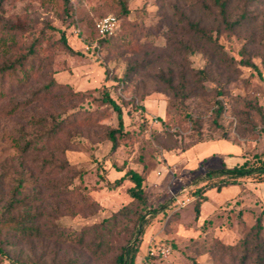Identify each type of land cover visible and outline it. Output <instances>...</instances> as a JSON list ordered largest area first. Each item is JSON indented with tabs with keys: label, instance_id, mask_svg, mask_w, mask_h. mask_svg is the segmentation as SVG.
I'll return each mask as SVG.
<instances>
[{
	"label": "rangeland",
	"instance_id": "obj_1",
	"mask_svg": "<svg viewBox=\"0 0 264 264\" xmlns=\"http://www.w3.org/2000/svg\"><path fill=\"white\" fill-rule=\"evenodd\" d=\"M244 4L247 21L228 30L218 23L211 0H3L0 24H21L22 48L42 39L37 48L41 68L34 83L51 75L87 96L75 103L36 102L11 116L1 113L5 104L0 103V175L5 187L24 175V194L36 193L44 205L63 202L66 208L56 222L79 232L131 202L129 180L111 189L103 178H119L122 166L144 170L148 202L156 211L147 222L135 264H212L216 241L238 243L261 210L255 201L264 204V182L252 179L244 182L249 191L243 195L240 186L208 190L199 216L192 195L195 179L211 168L210 158L231 156L237 161L229 162L242 163V155L264 151V0H232V19ZM123 6L130 10L127 17L120 16ZM105 16H115L118 25L103 45L95 28ZM188 21L199 22L206 36L190 30ZM129 26L140 35L132 42L117 37ZM62 30L74 52L60 42ZM181 42L189 47L182 49ZM17 51L13 43L0 47V60ZM185 65L208 66L210 77L199 85L191 79L196 94L182 103L157 76L169 70L177 73ZM127 71L130 77L124 79ZM103 85L122 105L125 125L133 131L128 139H120L115 151L110 152L105 128L81 122L65 127L53 144L22 150L49 114L66 118L77 110L85 115L108 109L93 99ZM29 89L23 87L19 99L29 97ZM220 89L224 94H217ZM217 100L223 105L222 128L212 123ZM99 122L118 126L115 112ZM49 157L67 162L64 170L41 173L37 166ZM94 201L98 208L91 213ZM207 220L210 224L204 225ZM7 246L3 264L13 258L42 264H109L105 257L95 260L76 242L53 237Z\"/></svg>",
	"mask_w": 264,
	"mask_h": 264
},
{
	"label": "trees",
	"instance_id": "obj_2",
	"mask_svg": "<svg viewBox=\"0 0 264 264\" xmlns=\"http://www.w3.org/2000/svg\"><path fill=\"white\" fill-rule=\"evenodd\" d=\"M211 1L212 6L217 11L218 23L224 24L226 29L233 30L247 21L248 10L245 4L241 7L240 14L232 19L230 11L232 0ZM254 1L256 0H248L249 3ZM2 2L3 0H0V11H2ZM129 13L130 10L123 6L120 16L127 17ZM1 17L2 14H0V20ZM187 24L190 30L201 36H206L205 29L200 26L199 22L188 21ZM22 32L21 24H0V47L7 48L8 43H13L18 50L13 57L0 60V103L5 104L2 106L1 113H4L5 116H11L22 106H29L41 101L70 100L75 103L86 98L85 93L71 91L68 84L57 81L51 75L46 81L38 82L41 84H35L41 68V59L37 57V54L42 39H36L24 50L19 44L22 41ZM117 35L118 38L126 37L130 42L135 37L140 36L138 30L131 28V26L124 32L117 33ZM98 36L100 37L98 43L103 45L108 44L114 37V35L101 36L99 34ZM60 42L66 49L74 52L69 46L63 30L61 31ZM181 47L183 49L189 46L187 47L184 42H181ZM75 53L79 52L75 51ZM244 63L253 66L249 60H245ZM176 76L179 78L178 82H175ZM128 77L130 74L127 71L123 78ZM157 77L167 87L168 92L173 93L175 98H181L183 103L184 99L196 94L197 88L192 89L189 86L191 79H197L196 83L199 85L201 81L210 77V70L208 66L194 69L185 65L177 73L174 70H169L167 73H159ZM26 85L31 86L30 95L23 100L19 99V95L23 93V87ZM97 91L99 95L93 99L100 105H106L108 109L101 113L89 112L85 115L77 110L68 114L66 118H58V115L49 114L48 118L42 119V126L39 130L30 133V137L26 140L22 150L28 153L35 145L53 144L63 136L65 127L81 122L84 125H101L105 128L104 136L111 142L110 152L115 151L119 146L120 139H128L133 131H129L126 127L122 105L113 98L109 87L103 85ZM217 94L222 95L224 93L220 89ZM217 103L218 106L214 110L212 123L215 128H222L219 119L223 105L220 100H217ZM111 112L116 113L118 126L107 127L100 124L99 120L106 118ZM193 123L197 126L196 120H193ZM242 156L245 158L242 163L232 167L223 163L219 168H207L204 174L195 179L192 195L196 196L195 211L197 216L200 215L202 203L208 200L206 194L208 190L216 188L220 191L224 187L240 186V195H243L249 191L244 185L246 180L264 182V151L255 152L251 156ZM42 160V165L37 166L41 173L45 169L47 172H53L57 169L56 173L59 174L61 170H64V165L67 164V162H60L53 157ZM118 170H124L119 178L113 181L105 178L103 180L111 189L120 186L125 180H129L132 185L127 191L131 202L113 212L110 217L105 218L102 222L87 225L79 232L70 231L56 222V218L64 213L62 209L66 208L63 202L53 206L44 205L38 200L36 193L24 194L27 188L24 175L16 179L15 184L8 188L5 187L0 175V264H3L4 257L7 255L9 243L17 244L26 239L35 241L51 237L63 242L78 243L95 260L105 257L109 264H135L144 241L147 222L156 210L151 208L148 202L145 171H138L131 167L125 168L124 166L119 167ZM255 203L261 207V210L258 212L253 226L236 244H226L217 240L215 243L216 254H213L212 264H264V204L260 199H257ZM90 207L92 208L91 213H93L98 208V204L94 201ZM243 208L249 209L250 207L243 206ZM238 213L240 215L242 210ZM208 223L210 224V220L205 221L204 225ZM76 263L78 262L74 260L70 264ZM11 264L42 263L13 258ZM195 264L199 263L195 262Z\"/></svg>",
	"mask_w": 264,
	"mask_h": 264
},
{
	"label": "built area",
	"instance_id": "obj_3",
	"mask_svg": "<svg viewBox=\"0 0 264 264\" xmlns=\"http://www.w3.org/2000/svg\"><path fill=\"white\" fill-rule=\"evenodd\" d=\"M117 23L118 21L115 16H105L97 21L96 30L101 36L109 35L115 30L118 25ZM162 252H165V250Z\"/></svg>",
	"mask_w": 264,
	"mask_h": 264
},
{
	"label": "crops",
	"instance_id": "obj_4",
	"mask_svg": "<svg viewBox=\"0 0 264 264\" xmlns=\"http://www.w3.org/2000/svg\"><path fill=\"white\" fill-rule=\"evenodd\" d=\"M236 157L227 156L224 158V160L219 159V157H212L209 159V166L211 165V168H219L222 166L223 163H225L227 166L232 167L238 164V162H229V160H234ZM219 159V160H218ZM230 188V187H228ZM231 188H235L234 186H231Z\"/></svg>",
	"mask_w": 264,
	"mask_h": 264
}]
</instances>
